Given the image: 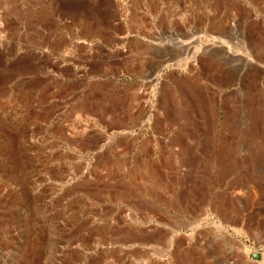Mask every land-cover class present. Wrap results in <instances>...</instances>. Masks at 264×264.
Segmentation results:
<instances>
[{"label": "rangeland", "instance_id": "374dc122", "mask_svg": "<svg viewBox=\"0 0 264 264\" xmlns=\"http://www.w3.org/2000/svg\"><path fill=\"white\" fill-rule=\"evenodd\" d=\"M226 262L264 264V0H0V264Z\"/></svg>", "mask_w": 264, "mask_h": 264}, {"label": "crops", "instance_id": "0c3cea01", "mask_svg": "<svg viewBox=\"0 0 264 264\" xmlns=\"http://www.w3.org/2000/svg\"><path fill=\"white\" fill-rule=\"evenodd\" d=\"M235 31H237V30H235ZM238 33H241V30L239 31H237V34ZM241 35V34H240ZM226 52H229L228 50H226ZM228 55H232V56H237V55H239V53H237V54H228ZM241 57V56H240ZM177 118H179V119H181V120H187V119H195V117H192V118H188L187 116H185V115H180L179 117H177ZM199 119H201V118H199Z\"/></svg>", "mask_w": 264, "mask_h": 264}, {"label": "bare ground", "instance_id": "6f19581e", "mask_svg": "<svg viewBox=\"0 0 264 264\" xmlns=\"http://www.w3.org/2000/svg\"><path fill=\"white\" fill-rule=\"evenodd\" d=\"M240 31V30H239ZM235 32V31H234ZM241 33H238V35H240ZM231 57H235V59H237V60H240V59H243L242 57H240V56H232L231 55ZM245 62V61H244ZM232 249H234V247H232L231 248V250ZM263 259V258H262ZM261 261V260H260ZM225 264H234V263H232V262H226ZM262 264V263H261Z\"/></svg>", "mask_w": 264, "mask_h": 264}, {"label": "water", "instance_id": "95a60500", "mask_svg": "<svg viewBox=\"0 0 264 264\" xmlns=\"http://www.w3.org/2000/svg\"><path fill=\"white\" fill-rule=\"evenodd\" d=\"M254 256L257 257V258H260L261 257L260 256V253H256Z\"/></svg>", "mask_w": 264, "mask_h": 264}]
</instances>
